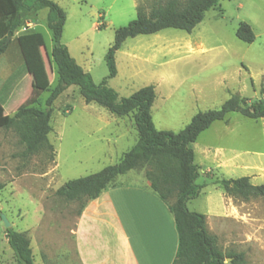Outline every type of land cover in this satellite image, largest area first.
<instances>
[{"label":"rangeland","instance_id":"1","mask_svg":"<svg viewBox=\"0 0 264 264\" xmlns=\"http://www.w3.org/2000/svg\"><path fill=\"white\" fill-rule=\"evenodd\" d=\"M55 1L67 13L62 42L100 83L109 74L105 56L116 29L137 17L138 4L149 11L166 0ZM47 14L45 9L32 16L38 20L33 40L43 75L40 80L31 75L17 89L14 83V94L8 102L6 98V107H0L1 115H12L32 104L46 107L50 94L47 88L57 81ZM243 21L255 31L252 43L236 35ZM28 27L25 23L15 34L31 31ZM116 60L118 73L108 79V84L121 97L154 85L157 97L152 114L159 129L179 131L196 113L220 108L233 94L247 97L248 103L263 100L264 0H220L191 32L166 28L128 37ZM39 82L49 86L36 89ZM52 104L49 140L54 146V160L50 150L23 157L24 145L16 132L0 128V181L5 184L0 191V264H17L2 213L12 228L25 232L31 240L35 264H79L73 239L82 203L66 201L55 192L70 179L118 163L138 139L137 129L128 125V116L118 117L95 102L87 103L77 85L67 88ZM192 147L195 162L205 164L202 169L212 163H239L231 173L218 169L217 175L239 178L255 172L253 176L261 178L252 182L264 183V117L253 119L231 112L225 120H217L204 130ZM143 174L144 169H134L118 176V180L131 182L140 176L142 179ZM203 179L201 176L198 182ZM206 189L215 192V185ZM225 199L232 211L225 218L217 217L210 226L226 252H244L238 263L232 259L226 262L264 264V198L243 200L225 193ZM188 205L206 213L207 194L193 198Z\"/></svg>","mask_w":264,"mask_h":264},{"label":"trees","instance_id":"2","mask_svg":"<svg viewBox=\"0 0 264 264\" xmlns=\"http://www.w3.org/2000/svg\"><path fill=\"white\" fill-rule=\"evenodd\" d=\"M219 1L166 0L157 2L149 11L138 6L137 17L116 29L114 42L105 56L109 74L96 83L92 74L77 62L62 42L67 13L57 1L0 0V107L13 93L16 79L32 73L40 80L43 75L42 62L33 40L36 33L31 30L15 35L28 18L37 15L43 8L48 9L47 22L53 42L51 56L57 72L54 85L36 84V89L49 86L45 108L32 104L18 108L12 115L0 114V128L16 132L24 145L23 157L50 150L54 160V146L49 140L53 129L52 103L70 86L77 85L87 103L95 102L117 116L133 115L138 139L132 148L123 153L120 161L98 172L66 181L55 194L66 201H80L82 212L84 205L114 185L118 176L130 170L144 169L152 190L168 203L175 217L179 244L173 264H225L227 257L238 263L244 258V252L224 255L219 235L208 229L206 214L188 208L189 201L196 198L204 186L197 182L200 170L195 162L192 143L215 121L225 120L231 112L253 119L263 118L264 99L248 103L247 97L233 94L220 108L200 111L183 129L174 131L159 129L155 125L152 105L157 93L154 85L144 86L128 97H121L108 84V79L118 73L116 54L128 37L153 34L166 28L191 32L203 21L208 10L219 5ZM236 35L247 43L256 39L252 25L246 21L240 23ZM4 77L7 78L5 84L2 83ZM216 183L227 195L243 200L264 198V183L253 184L249 176L222 178ZM4 186L0 181V191ZM6 237L17 264H35L31 240L25 232L6 227Z\"/></svg>","mask_w":264,"mask_h":264},{"label":"crops","instance_id":"3","mask_svg":"<svg viewBox=\"0 0 264 264\" xmlns=\"http://www.w3.org/2000/svg\"><path fill=\"white\" fill-rule=\"evenodd\" d=\"M138 6L139 4L137 10ZM45 9L47 8L39 10L37 14L40 15ZM32 18L31 16V21L26 20V25L35 32L38 20ZM31 75L32 73H28L23 78L21 76L16 79L14 88L17 89ZM127 116L130 118L128 125L136 128L133 115ZM114 120L118 122V119ZM196 164L200 170L199 178H204L200 183L199 178L197 179L199 184L204 185L200 194L205 192L208 196V208L204 213L207 216V226L215 233L210 226L212 221L217 217L225 218L232 211L226 205L223 189L216 183V180L228 177L217 175V170L226 169L227 173H231V169L240 164L212 163L203 169L201 167L205 164ZM244 167L247 168V165ZM254 173L250 175L251 182L252 179L255 181L261 178L253 176ZM209 185H215V192L206 189ZM84 206L78 217L73 239L79 264H173L179 244L175 217L168 203L152 190L151 182L145 174L142 179L140 176L131 182L119 181L117 177L114 185ZM221 248L224 255L231 253L226 252L224 247ZM225 264L230 263L225 260Z\"/></svg>","mask_w":264,"mask_h":264},{"label":"water","instance_id":"4","mask_svg":"<svg viewBox=\"0 0 264 264\" xmlns=\"http://www.w3.org/2000/svg\"><path fill=\"white\" fill-rule=\"evenodd\" d=\"M1 217L3 219V222L5 224L6 227H10L11 226V222L7 219L6 215L4 213L1 214ZM227 259H232L231 257H227Z\"/></svg>","mask_w":264,"mask_h":264}]
</instances>
